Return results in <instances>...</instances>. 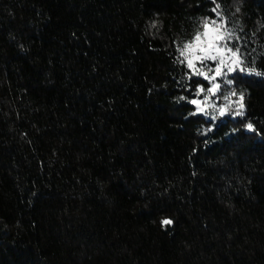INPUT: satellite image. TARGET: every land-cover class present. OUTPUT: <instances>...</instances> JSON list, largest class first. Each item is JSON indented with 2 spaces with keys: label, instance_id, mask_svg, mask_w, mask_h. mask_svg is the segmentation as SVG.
<instances>
[{
  "label": "trees",
  "instance_id": "trees-1",
  "mask_svg": "<svg viewBox=\"0 0 264 264\" xmlns=\"http://www.w3.org/2000/svg\"><path fill=\"white\" fill-rule=\"evenodd\" d=\"M216 4L243 115L179 62ZM0 264H264V0H0Z\"/></svg>",
  "mask_w": 264,
  "mask_h": 264
},
{
  "label": "snow or ice",
  "instance_id": "snow-or-ice-1",
  "mask_svg": "<svg viewBox=\"0 0 264 264\" xmlns=\"http://www.w3.org/2000/svg\"><path fill=\"white\" fill-rule=\"evenodd\" d=\"M215 2V0H213ZM219 4H216V7L213 9L216 12L218 19L208 20L205 19L202 24V31H197L196 34L192 37L191 40L183 43L181 47H179L180 54V63H186L187 68L192 70L194 75L202 76L205 80H209L210 82L216 81L217 77H223V82L231 85L233 80L227 79L228 74L235 72L237 69L239 71L248 73L256 72L254 67L245 68L242 65L244 64V58L241 55V51L239 47L235 49L230 47V42L234 37V33L230 32L226 27V21L220 11ZM239 11V9H237ZM235 39L239 41V36H235ZM205 61L217 62L214 69L209 68V72H214L213 75L209 76L208 72L204 71ZM197 63L201 66L197 67ZM226 69V71H224ZM258 75L262 73H256ZM221 88L220 83H212V86L207 89L208 93L211 95H215L217 91ZM204 92V88L200 87L198 89V95ZM237 93L235 89H233L224 99L229 101V104L233 103L231 101L232 96H236ZM208 97H205L207 100ZM244 96L240 94L239 101L236 103L240 109L244 108L243 104ZM191 103L198 104V101L192 100ZM215 107V105H212ZM198 111L204 112L205 108L200 107L198 105ZM228 111V106L226 105L223 108L219 109V114L223 116L225 112ZM236 115H243V112L237 111ZM247 128L249 130H253V125L251 123L247 124ZM163 224H171V220L162 221Z\"/></svg>",
  "mask_w": 264,
  "mask_h": 264
},
{
  "label": "rangeland",
  "instance_id": "rangeland-1",
  "mask_svg": "<svg viewBox=\"0 0 264 264\" xmlns=\"http://www.w3.org/2000/svg\"><path fill=\"white\" fill-rule=\"evenodd\" d=\"M216 63H218V61L217 62H212V61H205L204 62V64L206 65V67H204V71L208 72L209 76L213 75L214 72H209L208 69L209 68L214 69L216 66ZM196 66L200 67L201 65L199 63H197ZM224 71H226V69ZM236 72H239V69H237L233 73L228 74L227 79H230V75H232ZM209 83H210V87L212 86V83H220L221 88L219 91L216 92L215 95L209 94L207 89H204V92L199 94L200 95L199 98L196 99V101H198V104H196V106L198 107V105H199L200 107L205 108V111L202 113L209 114L211 112H216V111L219 112V109L225 107L226 105L228 106V111H226L225 114L230 112V110H235V112L240 111V108L238 107V104L236 103L237 101H239L238 95L231 97V101L233 102L231 104H229L228 100L224 99V97L227 96L231 91L229 90L225 94L223 93L224 85L225 86L228 85V84L223 82V77H217L216 81H212V82L209 81ZM205 97H208V99L205 100ZM212 105H215V107H212Z\"/></svg>",
  "mask_w": 264,
  "mask_h": 264
}]
</instances>
